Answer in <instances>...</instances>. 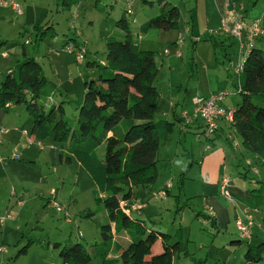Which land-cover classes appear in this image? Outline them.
I'll return each instance as SVG.
<instances>
[{
    "label": "rangeland",
    "instance_id": "obj_1",
    "mask_svg": "<svg viewBox=\"0 0 264 264\" xmlns=\"http://www.w3.org/2000/svg\"><path fill=\"white\" fill-rule=\"evenodd\" d=\"M80 1L76 8L78 2L69 0L68 4L69 7H72V13L76 12L72 17V15H69L68 10L63 9V11L60 9V0H54L51 10L47 14L48 17L44 21V23L54 24L58 18H63L64 25L72 26L71 31H75L74 38L72 37V43H75V45H81L76 41V31L83 33V37L89 41L95 40L94 48H91V46L88 48L90 53L85 56L83 62H79L75 54L64 52L62 46L57 47L58 51L56 53H48V58L52 59L55 64L45 67V75L48 81L47 88L51 89L53 93L55 92V95L51 96L53 102L64 107V117L73 126L78 106L83 100L84 83L90 79V70L87 69L86 63L94 60L96 66L100 67V61H106V40L104 41L103 38L107 39L117 33L116 23L123 14L121 10H126L122 0L119 2L115 0H85L89 3L84 0ZM147 1L146 4L139 0H134L133 4L131 3V10L136 18V23L132 22L131 16H125L131 30L138 31L139 26L146 22L148 15L157 10L158 0ZM166 1L177 7L183 18L187 16L189 10L183 11V9L188 4V0ZM190 1L193 2V0ZM82 2H84L83 8L81 6ZM94 5L97 6L94 8ZM228 5L229 8L234 5L237 11L240 7H243L244 10L245 6L248 13L252 9L264 6V0H230ZM56 9L59 11L57 12ZM223 11L222 8L221 16ZM40 21H43V19H40ZM178 28L179 24L174 30H152L144 36V41L154 43L157 50L159 70L154 86L159 96L157 110L154 115L155 121H164L167 118L164 113L169 112V103L176 104L178 108L184 105L185 110L183 111L190 115L194 107L193 99L199 95H196L198 92H195V89L190 90V88L196 85V80L208 73L214 76L220 75L221 79H224L227 70L229 73L228 82L226 83L227 88L225 90L222 86L223 88L220 89L221 91L225 90L230 95L225 97L224 100L230 105L240 104L241 98L236 92L239 88L238 83L241 72L236 71L238 66L237 57L234 58L236 49L230 55L232 62L230 67L233 68V71L230 70L224 51L221 48L216 49L215 54H212L209 45L205 44L206 40H209L208 38L205 41L200 40L198 42L186 40L185 44L179 48L180 56L177 57L176 51L173 54L172 41L176 37L175 33ZM56 31L61 36L59 31ZM47 32L48 36L46 38L49 41H54L56 36L51 35L53 30L50 28ZM0 36V42L3 43L0 45L1 47L12 43L19 44L13 47V50L10 49L11 53L0 47L2 49L0 54L5 51L8 58L4 59L0 55V83L5 78L7 69L12 67L15 71L18 68V60L21 58L23 49L27 50L29 54L33 52L36 56L41 49L45 50L47 48L45 44L44 47L42 45L40 48L42 41L35 39L34 31L26 33V30L21 28L18 22H15V25L3 27ZM26 39L31 43L25 44ZM236 43L234 44L236 45ZM164 49L169 50L168 55L167 53L164 55ZM14 50H17L19 56ZM84 51L86 52L85 48ZM202 64L206 65L205 69L207 70L202 69ZM93 71L98 76V71L96 69H93ZM48 101V99L43 98L40 103L47 106L49 105ZM9 112L8 123L14 125L18 130L17 132L11 131L10 135L20 137V134L24 135L22 133L25 131L27 137L25 136V142L23 141L22 146L28 148L25 153L18 148L20 151L16 154H18L20 160H13L14 165H19V167L13 169V173L20 175L22 180H19L17 184L13 183L12 189L21 196L23 206L20 211L9 209L14 212V220H16L9 231L11 233L18 231L19 237L22 236L18 250L32 245V251H37L40 255L43 251H47V245L49 244V250L45 255L46 264L50 262L51 257L58 261V264H62L58 250L52 249V244L58 243L61 247H65L80 243L91 249L95 244H98L96 243L97 240L100 243L98 227L106 224V220L102 217L104 208L96 201V197L100 195H98L95 183L74 159L70 162L60 161V153L62 152L63 156L66 155L64 145L60 146L49 138L39 142L43 147L42 150H39L36 144L37 141L31 132L32 120L24 105L12 104ZM225 130L227 132V129ZM235 138L242 147L239 137ZM14 143L8 141L5 146L0 147L5 159L10 158L12 153L10 149ZM207 146L211 151L207 152ZM234 147H236L234 144L227 143L225 140L215 142L214 146L213 141L208 142L202 135H194L189 131L181 133L179 124L173 130L171 142L160 144L157 152V178L155 183L148 187L160 188L168 182L172 188L170 189L171 197L168 196L167 204L161 207L158 204L157 215L150 220L154 221L157 227H160L162 233L171 236L170 243L179 242L182 245L183 252L179 255L176 264H246L243 249L234 250L235 248H230V235L237 238L233 223L228 225L227 228H223L218 223L213 224L212 222L214 220L211 214L212 204L209 202L208 196H211L213 201H219L223 195H219L214 188L210 187L212 186L211 180L209 181L206 173H204L206 163L202 171L199 169L202 165V159L207 156L206 154L210 155L209 158L213 162L219 163L220 152L229 155L235 154L238 164L241 165L240 167L245 166L243 157H248L242 156ZM263 174L264 171L261 175ZM7 187L4 195L9 192L11 185L8 184ZM24 188L26 191L22 190ZM45 201L54 202L63 208V212H55L50 204L45 205ZM222 201L225 200L221 199ZM88 212L91 213V217L85 218ZM64 213L70 217V222H66ZM149 221L145 224L149 225ZM80 234L81 237H79ZM16 253L18 254V252ZM20 257L21 259L19 256L18 258H11L8 255L4 258L2 264H38L37 254L36 257L34 254L28 257L21 254ZM39 264H42V262H39ZM90 264L95 263L92 261ZM259 264H264V262Z\"/></svg>",
    "mask_w": 264,
    "mask_h": 264
},
{
    "label": "trees",
    "instance_id": "obj_2",
    "mask_svg": "<svg viewBox=\"0 0 264 264\" xmlns=\"http://www.w3.org/2000/svg\"><path fill=\"white\" fill-rule=\"evenodd\" d=\"M66 7L69 8L68 3ZM131 12L124 11L116 23L117 35L114 33L106 39V61L99 64L101 68L95 63L86 65L96 69L98 76L84 83L83 100L74 126L65 119L61 104L40 103L53 91L47 88L48 81L33 52L25 54L23 49L18 68L6 74L0 83V109L6 111V106L12 104L24 105L32 120L34 139L42 142L50 138L64 145L66 155L61 152L60 161L74 159L101 196L96 201L103 206L108 223L98 227L100 243L91 249L80 243L65 247L52 244L62 264H90L94 260L100 264H176L182 252L179 242L170 243L169 235L148 229L141 220L125 212L131 205L134 188L155 183L159 144L172 130V123L154 119L159 96L154 86L159 70L157 50L154 43L144 41L143 37L152 30L176 29L180 14L177 7L158 0L157 10L148 15L138 31H133L125 17L131 16L136 23ZM50 28L48 24L34 28L35 39L42 41ZM17 45L12 43L7 47L12 49ZM238 86L236 93L241 101L230 108L234 115L228 129L239 137L245 150L263 157L264 49L254 45L246 55ZM226 141L233 144L228 137ZM256 185L255 190L247 193L255 206H261L264 205V183L256 182ZM90 217L88 212L85 218ZM158 239L162 251L151 255ZM240 243L241 240L229 242L231 246ZM25 252L26 247L21 248L16 257ZM244 259L246 264L264 262V243L247 244Z\"/></svg>",
    "mask_w": 264,
    "mask_h": 264
},
{
    "label": "crops",
    "instance_id": "obj_3",
    "mask_svg": "<svg viewBox=\"0 0 264 264\" xmlns=\"http://www.w3.org/2000/svg\"><path fill=\"white\" fill-rule=\"evenodd\" d=\"M7 1H13V0H7ZM14 1L20 6L22 14L18 15L9 8H0V32H2L3 27L15 25V22H18L19 26L26 30V33L27 32L31 33V31L33 32L34 28L43 27L44 25L48 24L49 26H51V29L53 30L51 35L54 34L56 36L54 41H49L48 38H44L42 40V44L40 48L42 47V45L44 47V44L47 46V48L45 50L41 49V51H39L37 55L35 56V60L40 64L43 70V73L45 75V67L47 65L53 66L55 64V62L52 59L48 58V53L49 54L50 53L53 54V52L56 53V51H58L57 50L58 46L61 47L66 43L67 40L72 39V37L74 38L75 31L74 30L73 32L71 31L72 26L70 25L67 26V24L66 26L64 25L65 21H63V18H58V20L54 24H49V22L44 23L46 17H48L47 14L49 10H51V6L54 0H14ZM60 1H61V4L59 6L60 9L68 10L69 15H72V17H74L76 12L72 13L71 11L72 7H69V8L66 7L69 0H60ZM79 1L80 0H76V2H78L76 5V8L79 5ZM115 1L119 2L120 0H115ZM122 1H123V5L125 4V8L127 4L131 6V3L133 4L134 2V0H122ZM229 1L230 0H193V2H191L190 0H188L187 1L188 4L185 5L183 9V11L189 10L187 16L183 18L182 17L183 15L179 13L180 14L179 28L175 33L176 37L174 41H172V45L174 46L173 54L175 53V51L177 52V49L179 50V48L185 44L186 40H192V41L198 42L200 40L205 41V39L208 38L209 40H206L205 44L209 45V48L212 50V54H215L216 49L221 48V50L224 51V55L226 56L225 59L228 61L229 68L230 70H232L233 68L230 67L232 64L230 55L236 49L234 58L237 57V64H238L239 62L238 45L236 41L233 38L229 37L228 35H224L220 33L214 34L220 28V18H221L222 8L224 9L225 5L228 4ZM85 2L89 3V1H85ZM83 4L84 2H82L81 6ZM95 6L97 5H94V8ZM254 6L255 5L253 4V7ZM56 11L58 12L59 10L56 9ZM121 11L124 13V9ZM243 17H244L245 22L248 24H250L251 22L255 20H259L260 25L264 27V6L252 9L248 13L246 12V8L244 6ZM40 19L41 20L43 19V21H40ZM56 30L59 31L61 36L57 34ZM76 32H77V36H75L76 41L77 43H80L81 46L85 48L86 50L85 56H86L90 53V50H88V48L90 46L91 48H94L95 40L89 41L85 37H83V33H80L78 31ZM0 39H1V36H0ZM103 39L104 41L106 40V38H103ZM29 43H31V41H29ZM234 43H236V45ZM1 44L3 43L0 42V45ZM232 47H236V48L232 49ZM1 48L6 49V51L8 52L13 50V49L8 50L7 46L1 47ZM1 48L0 50H2ZM255 48L261 49V50L264 49V36L257 40V42L255 43ZM14 52L18 55L17 50H14ZM165 52H167V55H168L169 50L164 49L163 50L164 55H166ZM3 54H5L4 57L2 56ZM25 54H29L27 50H25ZM0 55L4 59H8L7 53L5 51H2ZM22 60H23V57L21 56L18 62H21ZM89 63L90 64L95 63V61L92 60L90 62H87L86 65ZM104 63L105 62L100 61L99 64L103 65ZM205 67L206 65L202 64V69H205ZM87 69L90 70L89 71L90 79L92 80L96 79L97 76L95 75V71H93V69L89 67ZM171 70H173V68H171ZM13 71L14 69L11 67V69H7L6 74L13 72ZM224 77H225L224 79H221L220 75L214 76L208 73L206 76L204 77L201 76L199 80H196L195 81L196 85H194V87H191L190 90L195 89V92L196 91L198 92L196 93V95L199 94L204 97L210 96L216 93H221V92L227 93L228 94L227 96H229L230 94L225 91L227 88L226 83L228 82V78H229V73L227 72V70L224 74ZM222 86L225 88V90L221 91L220 88H223ZM54 93H52V95ZM51 96L48 98L49 105H52V104L56 105V103L53 102ZM220 105L227 109L234 108L235 106L234 104L230 105L225 100H223L220 103ZM11 106L12 105H9L8 108H6L7 109L6 111L0 109V147L2 148L3 146H5V144L8 141L15 142L13 144V147L10 149L12 150L11 155L14 152L20 151V149L22 152L25 153L26 151H28L27 150L28 148L25 146H22V144H24L25 142L24 141L25 136L27 137L26 133H24V135L20 134V137H14L13 135H10L11 131L12 132L18 131L17 128L14 127V125L9 124L7 120L8 117H10L9 111L11 109ZM183 106L184 105L178 108L176 104H171V103L168 104L169 112L164 113L167 117L166 119H164V121H167L168 123H172V130H171V134L169 135V137L166 140L161 141L160 144L164 142H171L173 130L174 128H176L177 124H179L180 126L181 133L183 132L187 133L189 131L193 133L194 135L196 134L200 135V125L198 122L186 123L183 120L181 116V113L183 112V110H185ZM191 107H192V101H191ZM17 116L18 118L20 117L19 113L17 114ZM13 121H14V118H13ZM225 129H227L228 133L226 132ZM4 134L6 135L4 136ZM228 134H229L228 127L225 124H221L219 126V132L217 133V135L214 137V140H213L214 146H215V142H219L222 140H225V142L229 143L228 141H226ZM15 138H18V139H15ZM160 144H159V147H160ZM1 148H0V191H1L0 192V216L6 210H9V209H17L20 211L21 208H17L16 202L17 200H22L21 196H19L15 192V190L12 189V186L14 185L13 183L17 184L19 183V180H22L20 178V175L16 174L15 172L13 173V169H16L17 167H19V165H14V161L12 160L11 155H10V158L5 159L4 157L5 155L1 151ZM234 148L242 156L248 157V158L243 157L245 159L244 163L247 168L244 165L240 167L241 165L238 164L237 162L238 159L235 154L229 155V154H226L225 152H220V162L219 163L213 162V160L209 158L210 155L206 154L207 156L206 158L202 159V165L199 169L200 171H202V168L206 163L205 168H204V173H206L208 180L209 181L211 180L212 186L210 187L214 188L219 195H223L221 199H224L225 201H222V202H221V199L219 201L217 200L213 201V198L211 196H208V198H209V202L212 204L213 210L211 208L210 209H211V214L215 221V224L218 223V225H220L221 227L227 228L228 225L233 223L234 231L235 233H237L236 235L237 238L233 237V235H230L229 242L236 241V239L241 240L239 231L237 229L238 222L243 224V226L245 227H248L249 225L248 229L250 231L251 239L247 241L243 239L241 240L240 245L230 246V248H235L234 250L243 249V253H245L247 244L257 245L260 243H264V205L255 206V204L251 201L247 193L249 190H255L257 188L256 182L264 183L263 181L264 174L261 175L262 172L264 171V156L259 157V156L250 154L247 150L243 148V146L242 147L240 146L239 142H238V146ZM206 150L207 152L211 151L209 146H207ZM71 160L72 158L70 159V161ZM222 165L224 166L223 168H222ZM216 166L217 168L215 169ZM206 176L205 178L207 179ZM8 184L11 185L10 190L9 192H6V194L4 195L6 188H8L7 187ZM170 189L172 188L168 182L165 184L164 187H160V188H155L153 186L134 188L133 198L131 201L130 209L128 210L127 214L133 219L141 220L143 224L145 225V227H147L148 229L161 232L160 227H157L155 225V222L150 219H153V217L157 215L158 204L161 207L164 204L168 203V198H169L168 196L171 197ZM22 190L26 191L25 188ZM49 202L50 201H45L44 203L47 206ZM102 217L104 220H106V223H108L107 215L105 211ZM148 221H149V225H146L145 222H148ZM14 223H16V220H14V218L6 220L3 223L0 221V264L3 263L4 258L6 256L9 255L11 258H13L17 256L16 252H19L18 248L20 247L19 244L22 241V236L19 237L18 231L12 232V233L11 231H9L13 227ZM171 240L172 238L170 239V241ZM98 241L99 240H97L96 243H99ZM47 246H48L47 251L46 252L43 251V253L39 255L38 254L39 252L34 251V250L32 251V245H28L26 248V252L24 253V256L28 257L29 255L34 254V256L36 257V254H37L38 264L39 262H42V264H46L45 255L47 254L49 250V244ZM161 251H162V245H161L160 240L158 239L151 248V255L159 254ZM182 252H183V247H182ZM12 255L14 256L12 257ZM19 258L21 259L20 255H19ZM93 262L95 264H100L97 260H94ZM48 264H58V261H56L55 259L51 257L50 262Z\"/></svg>",
    "mask_w": 264,
    "mask_h": 264
},
{
    "label": "built area",
    "instance_id": "obj_4",
    "mask_svg": "<svg viewBox=\"0 0 264 264\" xmlns=\"http://www.w3.org/2000/svg\"><path fill=\"white\" fill-rule=\"evenodd\" d=\"M0 8H9L18 15L22 14L20 6L14 0H0ZM126 12L127 14H132L129 4L126 5ZM218 33L228 35L237 42L239 47V62L236 71L242 72V67L246 55L249 54L251 48L255 45L257 40L264 36V27L260 25L259 20H255L250 24L246 23L243 17V7H240L237 11L234 5L229 8V5L226 4L221 16L220 28L214 34ZM28 43L29 41L26 40L25 44ZM74 45L75 43H72V39H69L62 46V49L66 53L75 54L77 60L79 62H83L85 56L84 48L81 45ZM176 55L177 57L180 56V52L178 49ZM2 56L4 57L5 54H3ZM227 95L228 94L224 92L216 93L209 97L197 95L193 99L194 107L192 113L190 115H188L185 111L181 113L183 120L186 123L198 122L200 125V135H202L206 140L212 139L218 133L219 126L221 124H225L229 128L231 127L234 111L224 108L220 105V103L225 99V97H227ZM6 108H8V106H6ZM24 133L25 132H23V134ZM228 138L231 139L235 146H238V140L235 138L232 129H229ZM37 146L39 150H42L43 147L40 143H37ZM11 157L12 160L20 159L16 152H14ZM49 204L55 212H63V208L56 205L54 202H49ZM16 206L17 208H21L23 206V201L17 200ZM121 207H124V204H121ZM128 210H126L125 212L128 213ZM64 217L67 222H70V217H68L67 214L64 213ZM13 218L14 212L12 210H6L0 216V221L3 223L4 221ZM248 228L249 225L248 227H245L240 222L237 223V229L242 240L251 239L250 231ZM79 237H81V234Z\"/></svg>",
    "mask_w": 264,
    "mask_h": 264
}]
</instances>
